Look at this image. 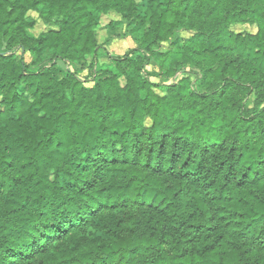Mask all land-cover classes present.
<instances>
[{"label":"trees","instance_id":"trees-1","mask_svg":"<svg viewBox=\"0 0 264 264\" xmlns=\"http://www.w3.org/2000/svg\"><path fill=\"white\" fill-rule=\"evenodd\" d=\"M0 264H264V0H0Z\"/></svg>","mask_w":264,"mask_h":264},{"label":"rangeland","instance_id":"rangeland-1","mask_svg":"<svg viewBox=\"0 0 264 264\" xmlns=\"http://www.w3.org/2000/svg\"><path fill=\"white\" fill-rule=\"evenodd\" d=\"M28 18H35L38 20L35 28H31L28 30V34L32 37L38 36L41 32L47 31L50 29H54L55 26L52 24L46 25L41 19H39V13L36 11H30L27 14ZM231 29L235 32L242 33H256L258 31V27L256 24H238L232 25ZM194 34V30L189 29H179L175 32L172 39L169 41L158 42L156 44V48L159 52H170L174 49V44L177 41L181 45H184L185 42ZM98 39L100 42H104L107 40L109 44V48L115 56H123L131 51L133 48H136L140 45V42L136 40L131 34L130 23L124 19L122 14L111 11L107 14L102 15L101 25L98 29ZM25 60L27 62H31L35 60V57L27 52L25 54ZM100 64H113L112 59L106 56H103L99 59ZM166 67H169V62L164 60ZM81 64L77 65L79 68ZM146 72H150L153 74L151 76V81L155 84V90L159 94H164L168 90V86L175 81L179 80L184 76H189L192 79V84L195 90L203 91L205 89L204 86V73L202 70L198 68L191 67L189 65H185L182 68L178 69L174 76H169V70L161 69L159 63L153 61L146 67ZM81 73V72H80ZM79 73V74H80ZM88 71L85 70L80 74L82 78L87 77ZM121 84L124 86L126 84V78L122 77L120 79ZM87 85H93L94 80H88L85 82ZM254 102V98L251 97L248 100V105L252 106ZM148 124H151V121L147 120Z\"/></svg>","mask_w":264,"mask_h":264}]
</instances>
